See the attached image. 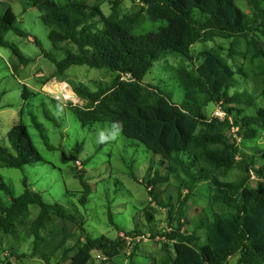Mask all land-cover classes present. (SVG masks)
<instances>
[{"label": "trees", "instance_id": "trees-1", "mask_svg": "<svg viewBox=\"0 0 264 264\" xmlns=\"http://www.w3.org/2000/svg\"><path fill=\"white\" fill-rule=\"evenodd\" d=\"M121 1L93 0L91 4L87 0L64 3L29 0V3L40 11L53 47L67 51L62 61L44 55L55 63L56 75L62 76L75 65L115 74L110 85L96 91L86 87L73 89L85 102L82 106L71 101L62 104L52 96L50 100L67 106L83 126L113 124L123 136L142 143L161 157L164 169L149 179L147 190L163 208L164 223L156 227V213L145 212L148 234L134 230L122 232L124 237L119 235L115 240L106 235L92 238L85 235L84 221L65 207L45 201L29 187L27 179L23 180L24 191L18 197L1 179L0 187L8 193L10 203L0 200V235L16 239L17 228L36 212L28 233L33 237L30 257H39L47 263L66 245V237L55 242L54 231L42 235L59 219L77 223L85 239L80 248H74L80 250L77 260L69 256L72 248H67L60 255V263L94 264L93 252H99L104 262H113L125 255L127 238L136 240L148 235L165 241L162 245L165 256L156 264H231L232 258L236 260L234 264H264V156H256L252 147L242 148L229 135L232 118L240 129L243 145L264 141V0H131L137 9L124 14L120 13ZM107 2L111 4L109 15L101 9ZM15 21L11 9L0 16V48L12 49L19 63L26 66L31 61L6 40L11 31L30 37L14 27ZM145 21L160 26L155 31L147 30L142 26ZM216 39L229 41L230 47L219 45L192 55L196 44ZM33 42L40 46L38 40ZM170 52L190 62L197 58L198 62L173 71L172 77L185 93L186 101L181 105L144 83L152 65ZM238 76L254 83L260 101L256 94L240 89L243 82ZM210 104L223 108L226 112L223 120L211 118L206 112ZM33 125L44 137L43 127L35 118ZM7 139L9 147L0 144V169H19L44 161L22 120L10 129ZM236 170L241 171L242 178L225 180ZM251 172L259 179L256 187L250 185ZM77 177L84 187L79 202L85 207L91 188L81 173ZM172 179L178 187L176 197L169 192L175 186ZM203 182H208L212 191L206 216L191 222L187 217L188 203ZM156 189H160L161 196L167 194L165 202L159 201ZM203 232L213 257L205 255L200 246ZM10 248L8 253L17 260L26 258L17 254L15 247Z\"/></svg>", "mask_w": 264, "mask_h": 264}, {"label": "rangeland", "instance_id": "rangeland-1", "mask_svg": "<svg viewBox=\"0 0 264 264\" xmlns=\"http://www.w3.org/2000/svg\"><path fill=\"white\" fill-rule=\"evenodd\" d=\"M66 1L57 0L61 3ZM87 1L93 3V0ZM119 8L120 13L124 14L136 10L137 6L131 0H122ZM9 9L16 16L14 27L28 33L30 37L20 36L11 31L6 35V40L15 45L31 62L23 66L12 49L0 48V144L10 146L7 133L22 120L44 161L19 169L1 168L0 181L3 179L9 191L18 197L24 191L23 180L27 179L29 187L41 194L45 201L65 207L78 220L84 221L85 235L92 238L106 235L109 239L115 240L119 235L124 237L122 232L134 230L148 234L149 223L145 212L156 213L154 225L162 226L161 223L165 220L163 208L154 202L155 200L153 201L147 190L149 179L157 171L162 173L164 169L161 157L149 151L142 143L123 136L113 124L96 123L83 126L67 106L62 107L50 100V95L57 96L55 95L59 94L57 89L64 91L67 84L69 89H65L66 93L72 96L70 89L76 87H86L91 91L107 87L115 74L108 70L92 69L86 65H75L62 76L56 75L55 63L44 55L48 54L56 61H62L67 57V51L53 47L49 39V29L40 19V11L32 7L29 0H0V16ZM101 9L105 15L111 14L109 2L102 4ZM195 13L203 16L199 10H195ZM95 18L100 17L95 16ZM142 26L147 30L155 31L160 24L145 21ZM33 39L38 40L40 46L36 45ZM219 45L226 49L230 47L229 41L216 39L215 42L196 44L192 48V55L196 56L201 51H208ZM69 48L75 49L72 46ZM235 50L239 48L235 47ZM197 63V58L190 62L178 53H166L152 65L144 78V83L169 95L174 103L181 105L186 101L185 93L172 77L173 71L179 67L190 68ZM237 79L243 82L240 89L256 94L258 99L259 91L253 82L245 81L241 76ZM57 83L59 88L55 87ZM27 91L31 92V95ZM59 96L64 104L67 100L60 94ZM71 101L81 106L85 104L77 95ZM216 107L210 104L206 112L212 115ZM34 118L42 125L44 137H41V132L34 127ZM101 132L108 137L102 143L99 142ZM242 142H240L242 148L252 147L254 148L252 152L256 156H264L263 140L258 144L250 143L247 146ZM79 173L91 188L85 207L79 202L84 190L80 178L77 177ZM242 177L241 171L236 170L225 180L233 181ZM249 181L253 187L259 184L255 178ZM171 183L175 185V179H172ZM209 185L208 182L200 184L195 190V195L190 198L187 217L191 222L206 216L207 200L212 194ZM177 189V185L171 186L169 192L176 197ZM156 191L159 201L165 202L164 197H167V194L161 196L160 189ZM0 200L6 204L10 203L8 193L1 187ZM35 216L36 212H33V215L17 228L16 239L6 238L4 234L0 235V262L71 264L68 261L59 262L60 255L67 248H72L69 256L77 260L80 250L76 251L74 248H80L81 244L85 243L82 231L77 223L59 219L52 222L46 231H42V235L46 236L49 231H54L57 234L55 242L66 237V245L50 263L39 257H30L33 237L28 236V233ZM158 219H160L159 223ZM187 228L192 230L191 226ZM200 236L203 253L213 257V253L206 246L205 233ZM127 240L128 248L125 250L126 253L124 251L125 255L118 256L113 262H104V257H101L99 252H93L94 264H156L165 256L162 249L165 242L163 239L147 237ZM77 242H80L79 246H76ZM11 246L15 247L17 254L25 255L26 258L17 260L16 257L11 256L8 253ZM235 262V258H232L231 264Z\"/></svg>", "mask_w": 264, "mask_h": 264}, {"label": "clouds", "instance_id": "clouds-1", "mask_svg": "<svg viewBox=\"0 0 264 264\" xmlns=\"http://www.w3.org/2000/svg\"><path fill=\"white\" fill-rule=\"evenodd\" d=\"M58 84V83H57ZM58 86H59V84H58ZM63 86V85H62ZM61 86V87H62ZM66 88H68L69 89V86H68V84H67V87ZM53 90V89H52ZM58 91H59V94L60 95H62L63 94V92H65V91H60V88L59 89H57ZM70 91L72 92V94H73V97H75L76 96V94L74 93V91L72 90V89H70ZM54 94V93H53ZM50 96H52V97H54L55 99H56V96H54V95H50ZM57 101H59V102H61L62 103V100H61V98L60 99H56ZM69 102V101H68ZM72 102V101H71ZM65 103H67V102H65ZM72 103H74V102H72ZM74 104H76V103H74ZM216 109H217V107L215 108V111H216ZM215 111H213V114L211 115V118L212 117H214V112ZM225 112V111H224ZM226 113V112H225ZM215 118H217V117H215ZM223 120V119H222ZM230 125H231V127H230V130H229V135L234 139V140H236V143H237V145L242 141V138L239 136V132H240V129H239V127H237V126H235V123H234V120L232 119V118H230ZM233 129H238L236 132H233ZM238 138L240 139V141L238 140ZM106 139H108V137L107 136H105V134L103 133V132H101L100 133V135H99V142H103V141H105ZM253 178H255L256 179V181H259V179L257 178V176L253 173V172H251V177H250V179L252 180ZM253 187V186H252ZM138 237H144V238H147L148 237V235H142V236H138Z\"/></svg>", "mask_w": 264, "mask_h": 264}, {"label": "built area", "instance_id": "built-area-1", "mask_svg": "<svg viewBox=\"0 0 264 264\" xmlns=\"http://www.w3.org/2000/svg\"><path fill=\"white\" fill-rule=\"evenodd\" d=\"M128 77H130V75H128ZM66 87H67V85H66ZM66 87L64 88V91H65V93H64V95L62 94L61 96L62 97H64L67 101L66 102H68V101H71L74 97L72 96V95H67L66 94ZM55 94V93H54ZM55 95H57L56 96V99H60V96H59V94H55ZM225 116H226V113L224 112V110H223V108L221 107V106H217V109H216V111L214 112V117H217V118H219V119H224L225 118ZM238 129H233V132H236ZM240 141V140H239ZM137 238H144V237H137ZM127 239H130V238H127ZM133 240V239H132ZM128 241V240H127Z\"/></svg>", "mask_w": 264, "mask_h": 264}, {"label": "water", "instance_id": "water-1", "mask_svg": "<svg viewBox=\"0 0 264 264\" xmlns=\"http://www.w3.org/2000/svg\"><path fill=\"white\" fill-rule=\"evenodd\" d=\"M55 87L58 88V84H55Z\"/></svg>", "mask_w": 264, "mask_h": 264}, {"label": "bare ground", "instance_id": "bare-ground-1", "mask_svg": "<svg viewBox=\"0 0 264 264\" xmlns=\"http://www.w3.org/2000/svg\"><path fill=\"white\" fill-rule=\"evenodd\" d=\"M58 88H59V86H58ZM67 95H70L68 92L66 93Z\"/></svg>", "mask_w": 264, "mask_h": 264}]
</instances>
